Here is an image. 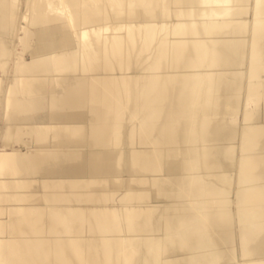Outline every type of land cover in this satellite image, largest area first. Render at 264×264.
<instances>
[{
  "label": "bare ground",
  "instance_id": "bare-ground-1",
  "mask_svg": "<svg viewBox=\"0 0 264 264\" xmlns=\"http://www.w3.org/2000/svg\"><path fill=\"white\" fill-rule=\"evenodd\" d=\"M66 1L0 0V69L41 24L0 89V264H264V0Z\"/></svg>",
  "mask_w": 264,
  "mask_h": 264
},
{
  "label": "rangeland",
  "instance_id": "rangeland-1",
  "mask_svg": "<svg viewBox=\"0 0 264 264\" xmlns=\"http://www.w3.org/2000/svg\"><path fill=\"white\" fill-rule=\"evenodd\" d=\"M29 9H31L29 11ZM33 9L31 7L28 6H20L18 9L17 14L15 15V25L14 27L11 26L9 27L6 36H9L10 38H13V42L11 47L13 48V53L11 54V56H9L8 59H6V61L3 62V68H1L0 70L4 72L2 73L1 71V75H0V89H2V91H4V87L9 85V95L7 93L8 97H12L13 100L14 98L17 100V102L19 101L20 97L23 95V90L25 87L24 84V79L25 77L23 76V74L18 73L17 71H15V73H11L13 66L15 65V61L18 59V56H20L19 54L21 52H23L24 49H27V51L29 52L30 47L29 44L34 42V36H31V31L35 30V28H37V26L41 27V24H36V22L34 21V16L32 15L31 11ZM62 11L65 14V16H67V22H65V24L68 27H72V26H76V13L72 12V7L69 5V3L66 0H62ZM63 15V14H62ZM64 23V22H63ZM73 29V28H72ZM3 69V70H2ZM62 86L60 84H56L55 89L56 90H61ZM1 91V92H2ZM3 93V92H2ZM253 98V97H251ZM252 100V101H251ZM249 101L250 103V108L254 106L255 109V102L254 98L251 99ZM13 103V102H12ZM37 104V103H36ZM253 105V106H252ZM9 104H7V108H8ZM38 109L34 112L39 111L41 108L40 105H37ZM22 111L19 109L16 112L17 116H13L11 118V121H9L8 119L6 120L4 116L0 117V123L2 122H10V128H11V132L9 134H7L4 138L5 140V146L10 147L16 143H18L22 137V135H17L14 134L15 133V128L16 126L14 125L15 123H17L19 119L23 118L21 117ZM19 118V119H18ZM1 125V124H0ZM1 127V126H0ZM26 136V135H25ZM24 138H29V137H25ZM119 144L123 143V138L122 135L119 134ZM3 156L5 154L1 153L0 156ZM1 156V158H2ZM125 158V162L126 164L128 163V158L127 155L124 157ZM12 167L10 162H2L0 163V170L2 172H8ZM121 186L122 189H124V181L122 180L121 182ZM34 185V183L32 184ZM112 187V186H111ZM110 188V187H109ZM2 189V190H1ZM4 188H0V192L4 191ZM3 204L0 198V205ZM1 247V246H0Z\"/></svg>",
  "mask_w": 264,
  "mask_h": 264
}]
</instances>
